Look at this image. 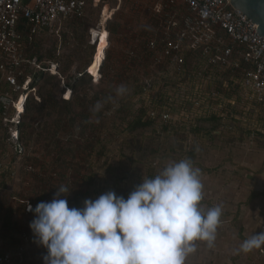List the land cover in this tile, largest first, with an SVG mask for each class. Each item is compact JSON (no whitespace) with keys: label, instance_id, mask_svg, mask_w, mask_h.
<instances>
[{"label":"rangeland","instance_id":"374dc122","mask_svg":"<svg viewBox=\"0 0 264 264\" xmlns=\"http://www.w3.org/2000/svg\"><path fill=\"white\" fill-rule=\"evenodd\" d=\"M154 7V0H86L85 24L77 31L70 20H60L25 44L26 54H34L43 67L51 69H45V76L37 78L35 94L40 100L30 94L37 102L31 104L37 108L35 113L26 114L23 121L26 149L20 147V135L19 139L12 137V132L18 129L16 124H10L8 133L0 131V250L12 252L15 264H44L47 250L34 242L30 228L35 214L26 212L30 202H50L49 195L46 200H38L43 193L54 196L59 187L65 186L70 191L66 196L61 194L62 199L82 194L84 200H95L108 191L116 193L121 189L129 195L143 179L154 177L167 164L189 159L193 147L195 161L205 169L194 166L200 169L203 184L201 206L207 209L219 205L222 216L213 246L209 247L205 241L194 242L195 251L188 255L185 264H264L258 249L247 253L240 250L243 240L239 237L240 225L246 238L264 232V228L258 227V218L264 219L262 107L257 103H253V111L239 107L236 114L240 119L235 128L230 127L231 123L220 125L211 135H197L193 131L186 141L172 132L158 142L146 140L144 151L132 142L129 122L143 107L153 108L160 91L170 97V105L173 100L179 105L177 111L167 109V112L182 121L181 133L187 131L188 121L194 122L196 116L212 115L217 110L215 104L224 102L229 95L239 94L232 90L236 83L225 82L230 86L225 90L227 93L214 95L217 90L211 86L212 74L208 73L205 61L200 68L195 66L192 74H183L144 57L137 63L131 60L135 56L131 52L139 44L137 40L148 27L149 30L154 27L151 32L157 31V35L162 33L167 12H156ZM108 19L114 28L111 34L105 28ZM100 23H105L106 41L102 54L104 66L101 73L94 75L102 76L96 79L90 71L91 64L88 66L94 47L89 30L99 28ZM31 70L35 73L39 69L34 66ZM64 70L67 71L63 74ZM81 70L92 76V83L74 89ZM50 75L61 77L59 88H54L56 79ZM120 86H124L125 92L117 95ZM61 92L63 98L72 96L78 102L73 127L60 114V107L52 104ZM231 100L233 96L228 102ZM186 101L192 105L184 106ZM97 102L103 107L94 112ZM41 103L45 105L39 111ZM188 107H192L190 116ZM215 125L214 122L209 127ZM257 134L259 137H255ZM121 145L125 153L119 151ZM153 147L160 154L157 159L143 165L133 163L132 168L120 166L113 175L108 172L110 167L118 166V158L127 159L135 150V158L140 159ZM254 189L259 196L251 198ZM254 199L255 209L251 207Z\"/></svg>","mask_w":264,"mask_h":264},{"label":"clouds","instance_id":"9594fccd","mask_svg":"<svg viewBox=\"0 0 264 264\" xmlns=\"http://www.w3.org/2000/svg\"><path fill=\"white\" fill-rule=\"evenodd\" d=\"M124 86L116 89L117 95ZM103 107L97 102L93 111ZM61 186L50 202H39L30 228L34 242L44 247V264H185L196 241L212 247L221 223L222 207L205 209L200 169L189 159L167 164L143 179L127 198L108 191L82 208L62 199ZM264 247V232L240 245L247 253Z\"/></svg>","mask_w":264,"mask_h":264},{"label":"built area","instance_id":"2783aa9c","mask_svg":"<svg viewBox=\"0 0 264 264\" xmlns=\"http://www.w3.org/2000/svg\"><path fill=\"white\" fill-rule=\"evenodd\" d=\"M181 5L185 10L179 17ZM153 9L167 12L162 33L153 31L146 45L138 44L133 55L182 72L187 56L196 54L218 70L240 69L242 86L264 99V36L252 18L234 8L230 0H159ZM85 10L86 0H0V108L9 131L10 124L17 125L12 137L19 139L18 126L30 94L40 100L28 70L34 66L51 69L43 67L37 57L27 58L24 33L34 37L57 21L83 16ZM258 254L264 259V247ZM0 264H14L13 253L0 252Z\"/></svg>","mask_w":264,"mask_h":264},{"label":"trees","instance_id":"16d2710c","mask_svg":"<svg viewBox=\"0 0 264 264\" xmlns=\"http://www.w3.org/2000/svg\"><path fill=\"white\" fill-rule=\"evenodd\" d=\"M86 11V10H85ZM85 16H86V12L83 16L81 17H78V16H72L68 19H63L64 21L66 20H70V22H72V26L74 28V31L83 26L85 24L84 22V19H85ZM25 21V19H22V24H24L23 22ZM108 22L107 26L105 27L108 31V33H113L114 32V28L111 27V25L109 24V19L106 21ZM20 25L21 28H23V25ZM90 28V27H89ZM88 29V28H87ZM105 30V29H104ZM77 31V30H76ZM90 31V30H89ZM76 33V32H75ZM25 34V39H24V43H23V48L25 46V44H30L34 37H31L28 32L24 33ZM146 35H150V30H149V27H148V30H146L144 32L143 35H141L142 38L146 39ZM91 36V35H90ZM105 36H106V30H105ZM142 40V39H141ZM144 42H146L145 40H143ZM95 42L93 45V51H92V56H91V59H90V62L88 64V66H90L93 58H94V54H95V51H96V40L93 41ZM146 45V44H144ZM109 48H107L105 51H107ZM103 50L104 48L102 49L101 53H100V59H99V62H100V66H101V69H100V73L102 71V68L104 66V63H103V60H102V54H103ZM130 52V51H129ZM26 54V53H25ZM138 55V54H137ZM140 55V54H139ZM27 58L29 59H32L34 57H37L35 56L34 54H26ZM142 56V55H140ZM140 56H134L131 60L135 63L138 62L139 59H141L142 57ZM38 58V57H37ZM107 59V58H105ZM40 60V59H38ZM105 61V60H104ZM205 61L207 62V59L204 60L203 57L201 56H198L196 54H189L187 56V60L184 64V69H183V74H192V72L195 70V66L197 68H200V65H202L201 63ZM208 66H207V71L208 73H211L212 74V83H211V86L214 87L218 92V94L220 92H226L225 90H228V88H230L229 85H226L225 82L227 83H230V84H234L235 82L232 81L231 77H235L237 78L238 80H241L242 79V76H243V73L240 69H237L236 70H233L232 68H226V69H222V70H218L215 66H210V64L207 62ZM87 66V68H88ZM45 70H38L37 72H33V70H28V72L32 75V83H31V86H35L36 87V81H37V78L39 77H44L45 76V73H44ZM65 71L67 70H64L62 71V73L64 74ZM91 71V70H90ZM81 74L80 76H77V81L76 83L73 85V88L74 89H77L79 85H83L85 83H92V76L90 74L86 72H84V70H81L79 71ZM98 72V73H99ZM61 73V72H60ZM94 75H97L98 73H93L91 72ZM210 74V75H211ZM62 75V74H61ZM87 76V77H85ZM99 76H102L101 74ZM98 76V77H99ZM50 78L52 79H56V83L54 84V88H59L60 87V82H61V77H59L58 75H50L49 76ZM96 79L98 77L94 76ZM86 78H89V79H86ZM34 79V81H33ZM101 79V77H100ZM240 82H237L235 88H233L232 90H235V91H238V84ZM168 85V84H166ZM54 90V89H53ZM227 93V92H226ZM59 98H55L52 102V104L60 107V110H61V115L62 117H67V121H68V124L70 125V127H73L75 126V122H76V119H77V112H76V108L78 106V102L72 98H69V99H65L63 98V94L62 92L59 93ZM217 94V95H218ZM157 100V103L155 104V106L149 110L148 107H143L139 113V115H136L132 121L129 122L128 124V129L130 130V133H132V135L130 137H132V142H134V144L136 146H138V149L139 150H143L144 151V144L146 143V140H150L152 141L153 143L155 141H159V139L161 138H164V137H169L170 134H172V132H174V134H177V135H180V137L182 139H185L186 141L192 136V132H196L197 135H211L212 132H214L216 129H218V127H220L221 125V121L218 119V117L215 115V114H212V115H208L206 117H195V121L192 122L190 119V121H188L186 123V129L187 131H183V133L180 132V128L182 127V121H180L178 118H173L169 112H167L169 109L170 112H173V111H177V109L179 108V105H177V103L173 100L171 102V105H170V97L169 96H165V92H158L157 93V97H155ZM34 98H32L31 96L29 97L28 101H27V104H26V108H25V111L22 115V119L19 123V135H20V141H21V147H23V149L25 150L26 149V144H24L23 140H24V133H23V129H25V123H23L24 121V118L26 116V114L28 115V113H35L36 112V108L31 104V103H37L36 100L33 101ZM46 101H47V98H46ZM192 102H194L192 100ZM188 105H192V103L189 104V102H185L183 105L184 106H187ZM45 105V103H41L39 104L38 106V110L41 111V108ZM191 108L192 107H188L186 111H189L190 114H188V116H190L193 112H190L191 111ZM168 113L170 115L169 118H165L164 115ZM188 113V112H187ZM2 109L0 108V131L3 129L5 132L8 133L9 131V126L5 125L2 121ZM216 123L215 126H211L209 127V124L211 123ZM24 126V127H22ZM209 127V128H207ZM185 129V128H184ZM138 132H141L139 136H135L137 135ZM225 134V133H224ZM176 137H179V136H176ZM229 137H233L231 134H229ZM127 145V143H124ZM119 151L121 153H125L124 150H123V146L121 145L119 147ZM159 152L156 148H151L150 149V152L148 154H144L143 153V156L138 159V158H135V150L132 151V154L129 158L127 159H123L122 157L118 158V166L116 165L115 167H110L108 172L110 173V175H113L114 171H115V168L117 169H120L119 167H126V168H132L133 167V163H138V164H145L146 162H151L153 159H157L159 157ZM189 160L192 161L193 163V166H198L199 168H201L202 170H205L203 168V165L200 164L198 161H195V158H196V148L193 147L190 151H189ZM128 160V161H126ZM116 194L118 196H124L125 198H127L128 196V192L127 190L125 189H121L120 191L116 192ZM49 195V201H51L53 199V196L50 195V192L48 193H43V195L37 197L39 201H43L44 199L46 200V196ZM62 198V197H60ZM64 199H67L68 201V206L70 208L72 207H76V208H82L84 205H83V201H84V196L82 194H75L72 198H64ZM35 203H32L30 202L28 205H31L32 208H35V206L37 205L36 204V201H34ZM28 205H27V208H26V212H31L28 210ZM32 213V212H31ZM239 237L244 241L245 239H247L244 235H243V227L240 225V230H239ZM0 252H4V251H1ZM263 260V259H262ZM14 264H15V261H14Z\"/></svg>","mask_w":264,"mask_h":264},{"label":"crops","instance_id":"0c3cea01","mask_svg":"<svg viewBox=\"0 0 264 264\" xmlns=\"http://www.w3.org/2000/svg\"><path fill=\"white\" fill-rule=\"evenodd\" d=\"M154 1H155V6L159 4V0H154ZM184 10H185V7L183 5H181V7L179 8V11L177 12L178 13L177 15L180 17V15L183 14ZM104 26H105V23H104ZM153 28L152 27L150 28V35L149 36L146 35L147 36L146 39L141 38L142 40L141 39L140 40H137V42L139 43V46H143L144 44H146L148 38L151 35H153V32H151ZM162 28H163V25H162ZM143 40H145L146 42H144ZM231 79H232V81H235L236 84H237L238 81L240 82L238 84V86H239V88H238L239 94L237 93V95H236V93H235V95H231V96L229 95L225 99L224 102L215 104L214 105V109L217 108V110H214L215 112H213V114H215L218 117V119L221 121V126H225V125L231 123L230 124V127L233 126L232 128H235L237 120L240 119L239 116L236 114V112L239 111V107H241V109H242V107L246 106V110L249 109V111H253L255 109L253 107V105H254L253 103H257L260 107H262L264 109V99H262L259 96H254L253 94H251L249 92V90H246L242 86V79L241 80H238L234 76L231 77ZM232 96H233V100H231L230 102H228V98H230ZM236 97L238 98V100L236 99ZM242 97H243V99H242ZM239 101H242L245 104L239 103ZM210 114H212V111H210ZM234 122H235V125H234ZM261 132H262L261 133V136L264 137V130L262 129ZM255 137H259V135L257 134V136H255ZM257 191H258L257 189H254L251 192V194H252V195L250 194L251 195V198L258 197L259 196ZM255 201L256 200L254 199V201H253V203L251 205V207L253 209H255L257 207V204H256ZM258 204L260 205V202L259 201H258ZM258 221H259L258 227L261 226V228H264V219H263V216H261V219L258 218ZM258 251H259V249H258ZM258 256H259V254H258ZM256 257H255L253 263H255Z\"/></svg>","mask_w":264,"mask_h":264},{"label":"water","instance_id":"95a60500","mask_svg":"<svg viewBox=\"0 0 264 264\" xmlns=\"http://www.w3.org/2000/svg\"><path fill=\"white\" fill-rule=\"evenodd\" d=\"M230 2L234 8L240 9L252 18L257 31L264 36V0H230ZM91 30L92 28L90 29L91 41L95 43Z\"/></svg>","mask_w":264,"mask_h":264},{"label":"bare ground","instance_id":"6f19581e","mask_svg":"<svg viewBox=\"0 0 264 264\" xmlns=\"http://www.w3.org/2000/svg\"><path fill=\"white\" fill-rule=\"evenodd\" d=\"M104 17L107 18V13H106V15ZM101 26H102V28H100ZM104 29H105L104 28V24L103 23H100L99 28L98 27L97 28L95 27V28H93L91 30L92 31V35H93L94 39L97 42L96 47H98L96 49V52H95L96 55L94 56V59L92 60L91 66H90V70L93 73H98L100 71V62H99L100 53H101V51L103 49V45H104V43L106 41V36H105V30ZM51 72L54 73L55 70L52 69Z\"/></svg>","mask_w":264,"mask_h":264}]
</instances>
